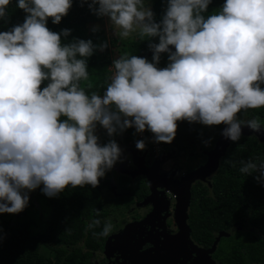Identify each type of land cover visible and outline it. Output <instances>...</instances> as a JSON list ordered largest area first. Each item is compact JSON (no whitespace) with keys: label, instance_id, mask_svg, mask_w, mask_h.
<instances>
[{"label":"clouds","instance_id":"clouds-1","mask_svg":"<svg viewBox=\"0 0 264 264\" xmlns=\"http://www.w3.org/2000/svg\"><path fill=\"white\" fill-rule=\"evenodd\" d=\"M10 3L0 0V20ZM211 3L167 0L156 22L144 0H91L89 8L108 17L120 39L138 32L142 40L159 42L149 43L151 61L138 55L114 59L103 94L89 95L80 86L89 76L86 58L107 43L76 38L64 44L62 36L71 30L47 27L49 18L59 24L68 15L73 0H17L27 13L24 22L0 32V213L22 212L28 193L40 185L49 196L68 187H97L122 155L114 139L99 143L97 124L110 136L135 127L165 143L176 137L179 121L226 125L222 135L233 142L244 126L264 130L258 118L238 119L264 107V0H224L206 17ZM165 52L168 64L158 67ZM136 147L145 149V141ZM240 163V172L256 173L264 183V161ZM100 223L94 219L88 227ZM111 230L106 222L94 235Z\"/></svg>","mask_w":264,"mask_h":264},{"label":"trees","instance_id":"trees-1","mask_svg":"<svg viewBox=\"0 0 264 264\" xmlns=\"http://www.w3.org/2000/svg\"><path fill=\"white\" fill-rule=\"evenodd\" d=\"M151 3L154 19L160 22L167 0H147ZM91 0L81 5V0H73L72 7L68 15L64 16L59 24H54L52 18L48 19L47 27L55 32L63 29H70L67 37L62 36V43H71L74 39H84L93 41L94 45L107 43V36L104 28L98 26L97 31H93L97 26L94 23L103 21L104 17L97 16L90 8ZM224 0H212L208 15L219 11ZM98 7V5H97ZM27 13L17 7V0H11L7 7V17L0 20V32L8 31L17 24H22ZM150 42H159V37L142 40L139 35L136 39L130 40L126 47V54L138 55L152 60L153 52L149 48ZM168 53H161L158 67H166L168 64ZM89 76L87 80H82L80 86L87 94H103L107 82L110 80L109 70L112 64V55L109 46L101 51L98 47L91 57L86 58ZM48 81H44L41 87L47 86ZM264 87V85H262ZM258 118L264 125V107L249 109L246 113L241 112L238 116L240 120ZM62 119H66L62 117ZM223 124L218 126H206L200 123H189L179 121L177 134L168 148L177 149L178 156L184 157L191 163L196 156L187 150V147L197 146L207 150L212 148L217 141ZM95 134L99 137L100 144H106L110 140H115L116 135L110 136L105 133V129L97 124ZM134 131H129L122 138L126 145L135 141ZM210 143L206 144L205 142ZM122 150L121 161L124 156ZM200 156H204L200 153ZM254 160L256 163L264 161V142L252 136L242 135L238 142H232L227 153L221 159V164L217 172L212 176V187L197 185L194 191L212 190L216 194L208 198V202L200 205L196 209L194 205L193 213L200 228H204L209 233L218 230H232L234 234L228 239L232 240V254L239 256H254L264 258V183H258L255 179L256 173L247 175L240 172L241 161ZM226 161L234 162L235 166ZM190 164V168H194ZM107 175V172H106ZM106 175L100 179H106ZM102 183L97 187L85 185L84 187H68L64 191L54 196H49L42 189L34 193L29 200L28 206L18 214L0 213V264H53L50 255L55 254L56 264H80L83 254L72 246L70 249L64 244L49 245L44 241V236L66 239H77L82 237L86 229L91 241L100 242L103 236H90L99 233L100 228L89 229L88 225L94 219L102 222L104 217L102 198ZM201 208L203 210H201ZM49 212L50 216L45 217ZM99 213V215H97ZM44 214V216H43ZM82 233V234H80ZM73 240H67L66 243ZM96 246H102L97 244ZM244 260V259H243ZM249 263L248 260H244Z\"/></svg>","mask_w":264,"mask_h":264},{"label":"flooded vegetation","instance_id":"flooded-vegetation-1","mask_svg":"<svg viewBox=\"0 0 264 264\" xmlns=\"http://www.w3.org/2000/svg\"><path fill=\"white\" fill-rule=\"evenodd\" d=\"M214 146L207 150L197 146L187 147V150L196 156L191 163L188 159L178 156L175 149V154L165 158L159 165V174L165 173L166 176L155 174L158 179H153L154 181L148 174L132 175L113 167L111 173L107 172L106 179H100L104 217L99 228L101 231L106 222L111 223L112 230L109 235L103 236L104 238L96 243L88 238L89 232L85 229L82 237L77 239L62 240L50 235L49 239L44 241L53 246L61 243L69 249L76 247L83 254L80 264H264V258L232 254L233 243L228 238L234 231L222 229L209 233L208 230L198 227L199 223L193 213L194 205L199 209L200 205L202 207V204L208 202V198L214 197L216 193L212 190L193 189L197 185L211 188L213 175L205 181L197 180L192 183L187 216L183 209L177 213L179 205L183 207L185 201L179 198L178 191L170 189L168 185H174V181L182 180L184 175L206 163V152ZM171 148H167L163 154ZM137 150L138 160L143 158L145 170L150 169L163 155L155 158L148 151L142 152L143 150L138 148ZM200 153L204 156H200ZM171 160L175 163L170 164ZM118 163L125 164V167L132 171L139 170L140 166L134 155L126 152L122 160L116 162ZM190 164L195 167L191 169ZM163 166L168 168L163 170ZM40 189H43V185L36 188L34 193ZM229 233L231 235H228ZM90 236H94V233ZM67 240L73 241L66 243ZM97 244L102 246H96ZM50 257L52 263L56 264L55 254Z\"/></svg>","mask_w":264,"mask_h":264},{"label":"water","instance_id":"water-1","mask_svg":"<svg viewBox=\"0 0 264 264\" xmlns=\"http://www.w3.org/2000/svg\"><path fill=\"white\" fill-rule=\"evenodd\" d=\"M226 127V125L223 126V129ZM222 131L221 134L214 146L213 149L209 150L206 152L207 154V161L206 163L200 165L199 167L195 168L194 170L190 171L189 173H187L186 175H184V177L182 178V180L180 181H174V185L169 184L168 187H170V189H173L175 191H178L179 194V198L181 200L185 201V205L183 207H181L179 205V211H177V213L179 214V212H181V209H183L185 216L186 215V210L189 204V200L191 197V185L192 183H194L197 180H202L205 181L207 179V177L214 175L217 170L220 167L221 164V159L223 158V156H225V154L227 153L231 143L233 141H231L230 139H226L223 135H222ZM243 135L244 136H256L260 142H264V130H262L259 133H253V131L248 128L247 126L243 127ZM130 152L134 155V157L137 160V163H139V170L137 171H132L130 169H127L125 167V164L123 163H118L115 164L114 168L116 170H121L127 174H139V173H143V174H148V176L153 180H157L158 178L155 177V174H157L160 177H164L166 176L165 173L159 174V165L160 163L167 157H171L172 155L175 154V149L171 148L170 151L166 152L165 154H163L159 159H157L155 161V163L151 166L150 169L145 170V165L143 158H140V160H138V156H137V148H133L130 150ZM142 159V160H141ZM153 180V181H154ZM164 184V183H163ZM167 185V183H165ZM186 225V227L188 228L187 223H184ZM228 235H231V233H229ZM217 242V240H216Z\"/></svg>","mask_w":264,"mask_h":264},{"label":"rangeland","instance_id":"rangeland-1","mask_svg":"<svg viewBox=\"0 0 264 264\" xmlns=\"http://www.w3.org/2000/svg\"><path fill=\"white\" fill-rule=\"evenodd\" d=\"M145 2V5L146 6H149L151 7V3L147 0H144ZM152 9V8H151ZM92 27L94 26H100L102 28H104L105 30V33H106V36H107V42H108V46L111 50V55H112V63H113V60L122 56V55H127L126 54V47L129 43L130 40H133V39H136L138 37V32H134L129 38H126V39H120L119 37H117L115 35V32H114V29L113 27L111 26L110 24V21H109V18L108 17H104L103 21L101 22H98V23H94L91 25ZM170 47H173V46H170ZM174 47H173V51H174ZM112 65V64H111ZM111 65L109 67V70L112 74V71H111ZM111 76V75H110ZM105 133H107V130L105 129ZM115 141L119 144L120 148L126 152V153H130V155H133L130 150L133 149V146L132 145H126L122 138H120L119 134L117 133L116 135V138H115ZM129 150V151H128ZM162 155V154H161ZM130 158V156H129ZM174 164L175 161L174 160H171L170 161V164ZM169 165V164H168ZM168 167L166 166H163V170H166ZM112 169L107 171L108 173H111ZM36 191L33 190V191H30L28 193L29 197L31 198V195L34 194V192ZM105 196L107 195L106 192L104 193ZM44 216V214H43ZM50 216L49 212H47L45 214V217L48 218ZM45 239H49V236L47 234H45L44 236ZM227 245V244H226Z\"/></svg>","mask_w":264,"mask_h":264},{"label":"built area","instance_id":"built-area-1","mask_svg":"<svg viewBox=\"0 0 264 264\" xmlns=\"http://www.w3.org/2000/svg\"><path fill=\"white\" fill-rule=\"evenodd\" d=\"M134 131L135 135H136V139L135 141H132L130 144H133V148H137L136 147V143L139 140H144L146 147L145 149H143L142 152H146L148 151L150 153V155L152 157H158L161 154H163L167 148H168V143L165 142H156L154 139V134L148 130H145L144 132H137L135 127H131V128H127L123 133H118L120 138H123L126 133H128L129 131Z\"/></svg>","mask_w":264,"mask_h":264}]
</instances>
